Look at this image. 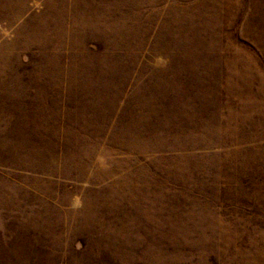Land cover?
Segmentation results:
<instances>
[{
    "label": "rangeland",
    "instance_id": "374dc122",
    "mask_svg": "<svg viewBox=\"0 0 264 264\" xmlns=\"http://www.w3.org/2000/svg\"><path fill=\"white\" fill-rule=\"evenodd\" d=\"M0 264H264V0H0Z\"/></svg>",
    "mask_w": 264,
    "mask_h": 264
}]
</instances>
